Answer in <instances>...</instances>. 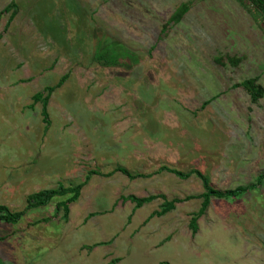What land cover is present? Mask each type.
Returning a JSON list of instances; mask_svg holds the SVG:
<instances>
[{
	"label": "rangeland",
	"instance_id": "obj_1",
	"mask_svg": "<svg viewBox=\"0 0 264 264\" xmlns=\"http://www.w3.org/2000/svg\"><path fill=\"white\" fill-rule=\"evenodd\" d=\"M258 14L248 0H0V205L87 178L66 218L56 197L0 222V264H264V179L210 198L196 232L202 199H186L204 192L194 171L220 191L264 173V96L239 85L264 88ZM101 44L117 65L97 63ZM65 75L44 122L33 95ZM163 198L181 202L157 216Z\"/></svg>",
	"mask_w": 264,
	"mask_h": 264
},
{
	"label": "trees",
	"instance_id": "obj_2",
	"mask_svg": "<svg viewBox=\"0 0 264 264\" xmlns=\"http://www.w3.org/2000/svg\"><path fill=\"white\" fill-rule=\"evenodd\" d=\"M250 4L255 6L261 11H264V4L260 0H248ZM15 8V3L12 2L6 9L5 12H8L9 9ZM190 6L187 3L181 4L177 9L174 11V13L168 18L166 23L162 27L161 34L163 35L166 30L171 27L172 25L178 24L184 16L189 11ZM15 15V9L10 15V20L13 19ZM1 37V36H0ZM104 47V48H103ZM98 48V46H97ZM103 48V51L101 49ZM100 50V51H99ZM114 48L111 45L104 46L101 44V47L98 48V51L94 54V59L97 61L98 64H100L102 67H110L117 65V62L115 60V57L113 58L112 51ZM215 61L222 62L220 58H216ZM228 61L235 65L238 63V61L234 58H228ZM66 79V75L63 76L59 82L54 86H47L43 89L42 92H37L33 95V104L29 106L30 109L34 108V105L38 102L41 103L42 111L41 115L43 117L44 122H47V111L46 106L48 103V100L51 96V94L54 92L55 89L61 87ZM240 86L244 87L246 92L248 93L250 99L252 102H257L259 99H262L264 96V88L261 85L257 84L256 79H250L243 81ZM118 172H121L123 175H126L127 177H132V175L125 170L124 168L118 167ZM160 171L167 172L169 174H173L179 178L186 179L189 177V175H183L181 172L171 169L169 167H161ZM193 174H196L201 180H202V186L204 189V192L196 197H187L186 199L190 198H200L202 199L201 208L199 209L197 213V217L193 218L191 221V227L194 232L197 230L196 221L197 219L203 215L204 211L209 205L210 198L215 197L218 199H225V200H232L239 197H242L246 193L250 191H254L257 186L261 183V181L264 179V173L259 175L256 179V184H249L245 187H236L233 190H215L211 188L207 182V180L201 175L200 172L194 171ZM136 177V176H135ZM133 178V177H132ZM87 183V178L76 185H70V186H63L58 185L55 189L50 190H44L39 191L37 193L31 194L26 199V207L22 211H16L11 212L6 206L0 205V222L4 224H16L25 214L28 210L39 208L46 206L51 200H53L56 197H65L64 200H61L56 203L55 210H63V217L66 218L69 212V205L75 203L80 196L81 190L84 187V185ZM162 196H149L146 198H135V197H129L128 199L132 202L136 203V208L141 207L144 203L151 202L155 200L156 198H160ZM163 204L161 205V210L159 212H156L155 215L162 216L169 211L173 210L175 208L176 203H180V200L174 199L172 201H167L163 198ZM5 238L0 237V241H3Z\"/></svg>",
	"mask_w": 264,
	"mask_h": 264
},
{
	"label": "built area",
	"instance_id": "obj_3",
	"mask_svg": "<svg viewBox=\"0 0 264 264\" xmlns=\"http://www.w3.org/2000/svg\"><path fill=\"white\" fill-rule=\"evenodd\" d=\"M253 6V5H252ZM257 11H258V22L260 23V25L262 26V28L264 29V11H261L257 8Z\"/></svg>",
	"mask_w": 264,
	"mask_h": 264
},
{
	"label": "water",
	"instance_id": "obj_4",
	"mask_svg": "<svg viewBox=\"0 0 264 264\" xmlns=\"http://www.w3.org/2000/svg\"><path fill=\"white\" fill-rule=\"evenodd\" d=\"M264 4V0H260Z\"/></svg>",
	"mask_w": 264,
	"mask_h": 264
}]
</instances>
